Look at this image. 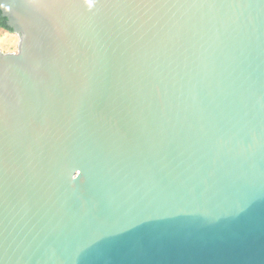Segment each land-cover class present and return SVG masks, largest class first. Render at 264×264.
<instances>
[{
  "label": "water",
  "instance_id": "95a60500",
  "mask_svg": "<svg viewBox=\"0 0 264 264\" xmlns=\"http://www.w3.org/2000/svg\"><path fill=\"white\" fill-rule=\"evenodd\" d=\"M0 0V264H264V0Z\"/></svg>",
  "mask_w": 264,
  "mask_h": 264
},
{
  "label": "rangeland",
  "instance_id": "374dc122",
  "mask_svg": "<svg viewBox=\"0 0 264 264\" xmlns=\"http://www.w3.org/2000/svg\"><path fill=\"white\" fill-rule=\"evenodd\" d=\"M18 43V36L16 34L3 32L0 35V51L9 52L16 50Z\"/></svg>",
  "mask_w": 264,
  "mask_h": 264
},
{
  "label": "trees",
  "instance_id": "16d2710c",
  "mask_svg": "<svg viewBox=\"0 0 264 264\" xmlns=\"http://www.w3.org/2000/svg\"><path fill=\"white\" fill-rule=\"evenodd\" d=\"M5 32V33H11V34H16L13 30V28L8 25L7 23V18L6 16L2 15V11L0 9V35Z\"/></svg>",
  "mask_w": 264,
  "mask_h": 264
},
{
  "label": "snow or ice",
  "instance_id": "6c2138e0",
  "mask_svg": "<svg viewBox=\"0 0 264 264\" xmlns=\"http://www.w3.org/2000/svg\"><path fill=\"white\" fill-rule=\"evenodd\" d=\"M114 3L119 6L120 4L116 3V0H114ZM2 124H3V113L0 112V156H2V150H3V131H2Z\"/></svg>",
  "mask_w": 264,
  "mask_h": 264
},
{
  "label": "flooded vegetation",
  "instance_id": "af4514ba",
  "mask_svg": "<svg viewBox=\"0 0 264 264\" xmlns=\"http://www.w3.org/2000/svg\"><path fill=\"white\" fill-rule=\"evenodd\" d=\"M13 51V50H12ZM15 51V50H14ZM11 52V51H10Z\"/></svg>",
  "mask_w": 264,
  "mask_h": 264
}]
</instances>
